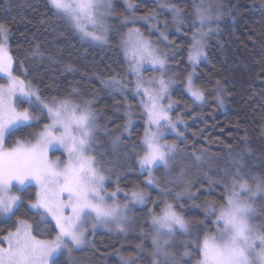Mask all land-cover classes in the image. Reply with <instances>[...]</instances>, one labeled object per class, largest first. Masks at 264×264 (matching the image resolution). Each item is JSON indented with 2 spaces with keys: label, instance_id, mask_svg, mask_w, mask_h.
Returning a JSON list of instances; mask_svg holds the SVG:
<instances>
[{
  "label": "trees",
  "instance_id": "1",
  "mask_svg": "<svg viewBox=\"0 0 264 264\" xmlns=\"http://www.w3.org/2000/svg\"><path fill=\"white\" fill-rule=\"evenodd\" d=\"M109 2L112 9L104 33L107 43H101L83 39L49 0H0V24L10 30L7 47L13 58V75L30 82L42 100L71 93L82 105L91 102L98 126L91 154L104 169V189H119L121 200L128 205L125 231L97 230L83 248L58 254L56 264H125V260L152 264L149 212L160 214L166 203L172 204L189 225V232L178 231L167 250L180 264H193L199 254L190 246L193 254L184 256V245L194 239V233L202 239L206 231H214L215 213L209 205L218 209L225 203L230 174L237 168L264 174V0H217L220 17L211 24L216 30L206 36L204 56L193 76L194 85L204 91L203 101H195L184 89L188 74L193 72L187 60L191 37L200 28L198 20L192 23L196 19L194 5L200 6L201 0ZM165 5L181 9L182 23ZM132 28L159 44L158 35L163 32L168 37L160 45L175 81L173 96L180 104L173 115L182 112L178 134L167 137L176 145L175 159L167 169L157 166L152 170V185L138 163L143 154L144 114L119 86H107L113 77L130 78L120 43ZM0 83L5 79L0 77ZM18 106L29 108L40 119L33 121L32 127L7 136V148L18 138H30L29 133L39 132L48 123L46 112L41 115L39 108H30L27 101ZM138 190L146 196L142 204L130 197ZM16 193L21 197L18 210L8 218L0 215V239L14 231L19 220L31 224L38 239H53L56 225L29 207L36 199V188L28 184ZM177 193H181L178 199ZM254 206L256 215L262 217L254 218L255 222L264 224V196H257ZM160 262L167 264L165 258Z\"/></svg>",
  "mask_w": 264,
  "mask_h": 264
},
{
  "label": "snow or ice",
  "instance_id": "2",
  "mask_svg": "<svg viewBox=\"0 0 264 264\" xmlns=\"http://www.w3.org/2000/svg\"><path fill=\"white\" fill-rule=\"evenodd\" d=\"M49 3L57 14L73 23L84 38L107 43L104 17L111 15L109 0H49ZM128 6L132 7L131 4ZM165 7L173 12V18L178 23H182L179 20L181 9L176 5ZM194 10L196 19L192 23L195 25L198 20L200 28H196L191 37L188 59L193 65V72L188 74L186 86L195 100L203 101L204 91L194 85L193 76L195 65L204 56L203 37L206 33L202 29L212 17L209 9L194 5ZM85 22L95 30L88 31ZM9 32L6 25L0 24V73L6 80L0 83V215H14L21 201L14 189L18 192L20 186L34 181L39 191L31 207L43 209L42 215H51L58 232L54 239H38L31 224L19 221L16 230L0 241L7 242V247L0 246V264H56L55 258L62 251L71 254L74 248L84 245L89 221H92L93 228L97 224H115L120 231H125L128 205H121L115 200L116 192H105L104 169L101 161L91 154L98 127L91 102L86 101L82 105L71 93L63 98L42 100L30 82L13 75V58L7 50ZM127 35V40L121 42L124 55L130 61L131 72L137 76L135 94L146 97L141 104L148 117V126L140 145L143 154L139 155V164L142 170L148 171L147 183L152 185L153 166L163 165L167 169L170 161L175 159L173 153L176 151L175 144L162 142L165 125L175 130V124L168 115L171 100L168 108L161 103L168 95L170 83L163 75L167 57L159 53L139 29H130ZM161 36L164 40L168 39L163 32ZM145 62L159 67L162 71L159 80L145 82L142 79L140 69ZM107 86H119V80L113 77ZM217 99L223 103L219 97ZM25 100L30 108H39L41 115L46 112L49 122L39 132L29 133L30 138H18L13 147L7 148V136L24 127H32V122L40 119L29 108L18 109V104ZM116 139L119 140V137ZM53 142L67 150L68 159L63 165L59 160L48 159L47 150ZM230 175L231 184L225 185V192L230 194L223 198L225 203L220 204L218 211L215 204L209 205L215 213V220L212 221L214 231H206L202 239L198 232L194 233V239L185 243L183 255L191 256L193 253L189 247L194 246L200 257L197 264H264V224L252 223L254 218H262L256 215L254 203L257 196H264V174L254 175L237 168L235 174ZM65 193L67 198L63 199ZM180 195L176 194L177 199ZM106 196L112 198L111 204ZM131 197L141 204L146 200L145 193L139 190L133 191ZM66 210H69L67 214ZM149 215L154 229L152 264H161L160 256L167 264H180L175 254L169 253L165 246L176 236L177 229L189 232L188 222L170 203L165 204L160 214L150 210ZM125 264H135V261L125 260Z\"/></svg>",
  "mask_w": 264,
  "mask_h": 264
},
{
  "label": "rangeland",
  "instance_id": "3",
  "mask_svg": "<svg viewBox=\"0 0 264 264\" xmlns=\"http://www.w3.org/2000/svg\"><path fill=\"white\" fill-rule=\"evenodd\" d=\"M200 6L204 9H209L210 10V15H211V19L206 21L202 31L204 33H206V35H204L203 37V44L205 42V38L206 36L209 34V33H212L214 32L216 29H213L215 28L214 26H211V24L215 21H217L219 18L217 17H220L219 15V12L216 10V6H217V0H201L200 2ZM69 21V20H68ZM104 21H105V26L107 27V22H108V15H106L104 17ZM69 23H71L69 21ZM86 24V27L88 29V31H94L95 29L93 28V26L91 24H87V22H85ZM71 26L73 27V29L79 33V35L83 38V39H87V40H90L88 38H84L82 33L75 27V25L73 23H71ZM132 29H138V28H132ZM130 30V29H129ZM129 30L127 32H125L124 36H123V40H127L128 38V33H129ZM141 32V31H140ZM142 33V32H141ZM97 34H100L99 32H97ZM143 34V33H142ZM144 37L150 39L153 43V45L158 49L159 53H161L162 55H166V52L164 51L163 47L160 45V44H163L165 43L166 40L163 39V37L160 35H158V40L160 42V44L157 42V40H153L151 39L149 36L143 34ZM121 41V42H122ZM97 42V41H96ZM120 46H121V50H122V53L124 55V51H123V46H122V43H120ZM7 50H8V47H7ZM203 52H204V47H203ZM124 58L126 60V63H127V66H128V73L130 75V78L127 80H119V87L121 89V91L126 94V95H129L130 97L134 98L137 102V104L140 106L141 110H142V113L144 114V120H145V127L146 128L148 125H147V120H148V117L147 115H145V110L141 104V100L142 99H146V97H143L141 95H136L135 92H136V89H135V81L137 79V76L135 74H133L129 68V63L130 61H128L124 55ZM202 59V57L200 58V60ZM188 60V63L189 65L193 68V65L192 63L189 61V59L187 58ZM199 60V61H200ZM168 63H166V66H165V69L163 70V75L165 77L166 80L170 81L169 83V88H168V95L161 101V103L164 105L165 108H168V105H169V102L171 100L172 102V107L171 109L169 110L168 112V115L169 117L171 118L172 122L175 124V130H173L171 127H168L167 125L164 126V135H163V141L162 142H167L169 144H171L168 140H167V137L168 136H176L179 132V126L182 125V112H179L175 115H173V112L175 110H177V108L179 107V103L178 101L174 98L173 96V86L175 84V81L173 80V78L171 77V75L169 74V71H168ZM198 64V63H197ZM196 64V65H197ZM195 65V66H196ZM140 72H141V77L142 79L147 82L149 79H155V80H159L160 77H161V74H162V71L159 69L158 66H153L147 62H145L143 64V66L141 67L140 69ZM0 77L4 78V74L3 73H0ZM5 79V78H4ZM6 82V80H5ZM187 80H186V83H185V86H184V89L186 91V93L188 95L191 96L190 92L188 91L187 89ZM33 89H35L33 86H31ZM36 90V89H35ZM38 95V93H37ZM192 97V96H191ZM194 100L195 98L192 97ZM33 100H35V97H33ZM26 101V100H25ZM197 101V100H195ZM18 109L19 110H23V108H20L18 106ZM49 122V121H48ZM153 131H155V126H153ZM144 132H145V129H144ZM144 136V134H143ZM56 152V153H55ZM47 156H48V159L49 160H59V162L61 163V165H63L64 163L67 162V159H68V154H67V150L62 146L60 145L59 143H56V142H53L49 147H48V150H47ZM139 163V162H138ZM140 166V164H139ZM159 166H162L164 167L163 165H159ZM157 167V166H153L152 170ZM141 168V167H140ZM165 168V167H164ZM145 172L148 173L147 170H145ZM29 185H32L36 188V192L39 191V188L37 187V185L35 184V182H31V183H28ZM26 184V185H28ZM254 186V184H253ZM106 193L110 194L112 192H116V197H115V200L118 201L121 205H124V204H127L126 201H122L121 200V197L122 195L120 194V192H117V191H106ZM15 194L19 195L18 193L14 192ZM230 194V193H228ZM243 195V194H242ZM125 196V195H124ZM130 197H131V194H130ZM63 199H66L67 198V194L65 193L62 197ZM132 198V197H131ZM106 199H107V202L109 204H111L113 202L112 198H110V196H106ZM257 197L255 198V201H256ZM36 201V199H35ZM35 201L33 203H35ZM130 201V200H129ZM134 201V200H133ZM136 202V201H135ZM138 203V202H137ZM29 207L31 209H33L31 207V204L29 205ZM255 207V206H254ZM33 210H37V209H33ZM219 210V208L217 209V211ZM40 212L43 213V209H39ZM69 210H66V214L68 213ZM127 211V209H126ZM161 213V212H160ZM3 218H8L10 217L11 215H1ZM45 219L46 220H49L51 222H53L55 225H56V222L55 220L51 217V215H44ZM21 221V220H19ZM18 221V222H19ZM18 222H17V226H18ZM125 223V222H124ZM152 223V221H151ZM252 223L257 225V223L255 222V219L252 220ZM16 226V228H17ZM152 228H153V225H152ZM16 230V229H15ZM14 230V231H15ZM97 230H101V231H111V232H117V231H120V229H118L116 227L115 224H109V225H103V224H97L95 228L92 227V221H89L88 224H87V231L85 233V243L82 247H80L79 249L83 248L86 243L88 242L89 238L95 233V231ZM12 231V232H14ZM181 232L179 229H177V232ZM57 232H58V229H57ZM8 234H6L5 236H7ZM154 235V229H153V232H152V237ZM4 236V237H5ZM55 238V237H54ZM53 238V239H54ZM3 240V237L0 239V241ZM171 242V241H170ZM0 246L2 247H7V242L6 241H3V243H0ZM168 246V245H167ZM167 246H165L167 248ZM73 250H78L76 248H74ZM163 256H160L158 258H161L160 260L162 261L164 258H162ZM199 260V259H198ZM197 260V261H198ZM197 261H195L193 264H197Z\"/></svg>",
  "mask_w": 264,
  "mask_h": 264
}]
</instances>
